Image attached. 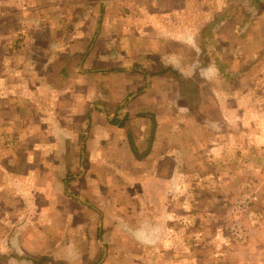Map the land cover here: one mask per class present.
Wrapping results in <instances>:
<instances>
[{"label":"rangeland","instance_id":"374dc122","mask_svg":"<svg viewBox=\"0 0 264 264\" xmlns=\"http://www.w3.org/2000/svg\"><path fill=\"white\" fill-rule=\"evenodd\" d=\"M92 3L79 4L80 15L67 5L62 15H44L56 21L59 74L50 81L58 89L43 82L41 105L27 112L35 122L37 109L40 124L22 129L15 109L0 125V264H264L258 0L249 11V1H222L220 10L212 0H188L178 10L170 0ZM215 22L223 23L218 30ZM21 35L7 39L13 53ZM74 39L82 40L65 44ZM167 65L178 71L152 74ZM139 68L152 74L150 95H138L147 83ZM8 77L13 91L14 70ZM73 92L101 111H74L66 100ZM133 108L153 111L161 133L172 127L169 150L180 168L170 178L173 162H162L165 177L152 186L161 203L151 209L146 169L154 157L136 160L119 140L129 130L138 141L149 125ZM124 111L123 127H110L105 115ZM98 131L106 136L95 149ZM137 231L154 242L141 243Z\"/></svg>","mask_w":264,"mask_h":264},{"label":"crops","instance_id":"0c3cea01","mask_svg":"<svg viewBox=\"0 0 264 264\" xmlns=\"http://www.w3.org/2000/svg\"><path fill=\"white\" fill-rule=\"evenodd\" d=\"M86 1L91 2L90 7L93 5L92 2L94 0H0V16L4 17L6 20L5 21L4 19L0 18V125L2 124L3 126L6 125L7 122H5L4 120L6 119L8 113L11 111H15V109H17L18 112L22 114L24 125H26L24 128H22L24 130L25 128L31 127L30 123H36L40 119V117H37L36 115L37 109L35 111V116H34L35 122L30 121L31 117L28 115L27 112L30 111L32 107H39L41 105L40 104L41 97L38 96V92L40 91V88L43 87V82L45 83V86L46 84H48V86L52 90L58 89V86L57 85L54 86L52 83H50V81L52 80L53 76H58L59 74V68L55 69L53 65V64H57L58 57H55L54 52L52 50L59 45V42L55 41L51 35L52 32L55 31L54 27L57 26V25L55 26L56 21H53V19L51 18H46L44 15L45 14H49V15L52 14L57 16L62 15L61 8L62 6H66V5L68 7L76 6L77 7L76 9L78 10V15H80L81 14L80 8H78L79 4H82V2H86ZM191 1H198V0H191ZM212 1H215L216 3L215 6H217L218 10L222 8L220 6L222 1H227L228 3L229 2L235 3L237 1H241V2L249 1L250 6L244 4L246 10L249 11L252 0L251 1L250 0H212ZM170 2L172 3V4L169 3L170 9L178 10L179 7L181 8L183 5H186L188 0H170ZM13 6H16L15 9H13ZM257 6L263 9V11H261V14L259 10L254 11L255 16L257 17L256 25H259L260 29L263 30L264 0H258ZM87 10L88 12L90 11V9ZM215 16L217 17V14ZM43 19H47L48 21H51V23L43 24L42 23ZM8 21H11V23H8ZM12 23L14 24L13 27H12ZM222 24L223 23H219L218 25V23L215 22L214 29L218 30L219 26ZM230 24L233 27V22H230ZM176 25L184 28V31L187 32H189L192 29L191 26L188 25H180L177 23ZM17 31L23 33V35H21L22 45L20 44V47L16 49V53H13L9 48L10 43L7 42V39L10 37V35H13ZM42 36L44 37V39L42 38ZM80 40L82 39H74L72 41H67L65 44L68 46L70 44H74L75 42H80ZM234 43L235 42L228 41V44H230V46H233ZM222 46L225 47V45ZM214 62H217V59H215ZM9 69L11 71L14 70V74H15L13 91H10L12 78L8 77ZM139 70L144 75L147 83L145 86L138 87L139 90L141 88H145V91L139 93L138 95L140 94L150 95V75L154 73L150 74V71H145V69L142 68H139ZM82 73H84L83 70L79 74ZM140 84L141 83L139 82L138 85ZM68 89L70 90V88L67 86V90ZM132 94L134 93H131L130 95ZM62 97L63 99H65L66 93ZM83 99H85L84 95L81 96L73 92L70 96H68L66 100L70 101L68 105L73 106L74 111L81 112V108L84 107L83 109L84 113L88 114V111H90L91 117L93 112L98 111V109L101 111L99 104L88 103L85 105ZM147 102H150V99H147ZM89 105L96 106V108L89 109L88 108ZM146 109H147L146 111L145 110L139 111L141 109H135V108L132 109L134 112H136V116H139L141 120L144 119L149 120V125H147L148 127L145 129L146 131L143 133L138 132V141H135L132 135V140L137 150V157L133 155V153L130 151V148L128 146V141L126 136L127 130L124 131V135L122 134L119 137V140L121 141V147L123 146L125 148H128L129 152L134 158H136V160H142L144 158H147L149 154L150 156L154 157L153 160L155 163H152V167H150V171L146 169L147 174H150V179L152 180V184H150V199H152V201H150V209H151V208H155L158 203H161L158 200V197L155 196V192L159 191V187H158L159 185L156 187H152V186H154L155 180L157 179L155 176H157L158 178H162V176L165 177L166 173L165 171H162L161 168L162 162L164 160H170L171 162H173L177 158L174 159L175 154L169 150L171 144L169 143L168 139L172 137L171 136L173 131L172 127L168 125L165 126L169 131L161 133V129L164 128V125L161 124L162 128L159 129V124L157 123L155 114L153 113V111H150L149 108ZM115 114L119 118H121L123 114H126L127 117H129L130 115L127 111H124L121 115H119L118 113ZM105 116L107 117L106 121L110 124V127L111 124L118 127H123V125L119 126L117 124L110 123L108 119L111 117V115H105ZM94 117H98V115H94ZM150 117H153L154 119L153 133L151 138H150V129H151ZM88 119L89 118H87V122ZM125 121L126 119L124 120V123ZM90 123L94 126L95 125L98 126L97 120L90 121L89 124ZM22 124L23 123L21 122V125ZM142 128L145 127L142 126ZM105 136L106 135L102 131H98V135L96 138L97 145L95 149L99 147L100 142L104 140ZM124 136L126 137L125 144H123ZM147 144H149V146H147ZM146 146L148 149H145ZM161 148L163 149L162 153L157 154L161 150ZM144 149L145 152L141 153L142 151H144ZM94 153L97 155L98 158H100L102 155V154L100 155L99 151ZM177 169H180L178 168L177 163L174 162L170 163L166 175L170 178L173 177L177 172ZM170 180L171 179H169V181ZM171 184L172 183L163 184L164 190L168 191V189H170L171 187ZM163 206H167V205L163 203ZM153 213L154 212L151 211L152 215Z\"/></svg>","mask_w":264,"mask_h":264},{"label":"trees","instance_id":"16d2710c","mask_svg":"<svg viewBox=\"0 0 264 264\" xmlns=\"http://www.w3.org/2000/svg\"><path fill=\"white\" fill-rule=\"evenodd\" d=\"M172 70V72H177L178 70L174 67H171L170 65H167V66H161L159 69L157 70H154V71H151L152 73H160V72H165L167 70ZM127 119V115L126 114H123L121 118H119L116 114H113L109 119L108 121L110 123H114V124H117L119 126L123 125L124 124V120ZM151 119V129H150V138L152 136V133H153V126H154V119L153 117H150ZM126 136H127V141H128V146L130 148V151L133 153L134 156L137 157V150H136V147L133 143V140H132V133L127 130L126 131ZM142 156V155H140Z\"/></svg>","mask_w":264,"mask_h":264},{"label":"clouds","instance_id":"9594fccd","mask_svg":"<svg viewBox=\"0 0 264 264\" xmlns=\"http://www.w3.org/2000/svg\"><path fill=\"white\" fill-rule=\"evenodd\" d=\"M136 239L140 241L141 243H153L154 241L149 239L144 232L142 231H137L134 233Z\"/></svg>","mask_w":264,"mask_h":264}]
</instances>
